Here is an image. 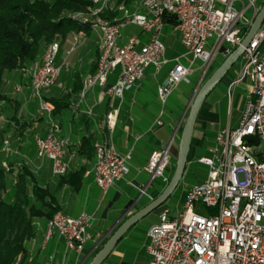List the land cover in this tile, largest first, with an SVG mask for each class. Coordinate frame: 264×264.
<instances>
[{"label":"built area","instance_id":"built-area-1","mask_svg":"<svg viewBox=\"0 0 264 264\" xmlns=\"http://www.w3.org/2000/svg\"><path fill=\"white\" fill-rule=\"evenodd\" d=\"M84 12H73L70 18L96 30L98 57L94 73L84 79L81 94L94 85H104L110 74L117 72L114 83L106 89L110 97L121 98L124 90L137 85L151 66L158 72L168 60L161 40L168 24L177 34L184 49L185 63L179 58L158 86L157 95L164 105L176 87L195 71L202 80L219 54L227 56L243 38L242 30L249 27L243 10L233 7L234 0H138L130 9L120 6L121 20L109 21L101 17L109 0H89ZM253 2H250L252 5ZM172 22H167L169 19ZM140 28L146 34L123 39L124 26ZM78 30L69 51H74L81 36ZM264 24L240 56L241 67L227 86V95L239 82L247 79L249 93L237 126L227 124L215 134V141L207 156L198 162L207 167L206 177L186 189L182 209L172 213L165 204L159 207L158 220L147 231L146 251L149 264H264ZM59 41L53 39L45 48L40 63L30 71L27 86L39 99L37 117L46 124V132L34 140L39 158L51 162V175L60 177L68 170L65 160L67 140L59 137L54 119V105L42 100L45 90L52 87L62 66L55 63ZM197 64L194 69V65ZM20 85L15 91H20ZM117 110L109 111L105 123L112 133ZM2 118L0 116V122ZM156 124H160L159 120ZM249 139V141H248ZM93 176L105 192L128 171L129 153H118L111 144L95 142ZM0 151H11L8 139L2 141ZM168 147L153 152L144 169L150 180L167 181ZM3 167L8 170L4 162ZM204 207V214L198 212ZM92 216L81 213L76 218L55 212L47 219L41 247L53 233L63 239L64 251L59 264H65L68 251L81 255L92 237L88 231ZM101 243L95 241L91 252ZM89 254L82 259V264ZM49 257L45 264H51Z\"/></svg>","mask_w":264,"mask_h":264},{"label":"crops","instance_id":"crops-1","mask_svg":"<svg viewBox=\"0 0 264 264\" xmlns=\"http://www.w3.org/2000/svg\"><path fill=\"white\" fill-rule=\"evenodd\" d=\"M251 1L252 5H250ZM262 5L264 0L233 1V7L243 10V15L249 23ZM78 30L57 38L59 51L55 63L62 65L66 62L67 68L62 66L55 84L42 94V100L52 104L58 103L53 116L59 126V137L67 140L65 148L67 171L73 172L83 168L77 188H74L73 181L58 184L61 177L51 175L50 160L39 158L36 154L34 140L36 137L44 136L46 124L43 119L37 117L39 99L32 96L27 86L30 82V71L40 63L46 46H43L36 59L24 68L5 71L0 92L2 118L0 146L3 140L8 139L11 149L8 155L0 151V171L4 182L3 188H0V199L12 201L15 183L18 175L22 174L28 197L35 204L37 203L32 193L33 185L47 189L48 194H54L55 205L64 215L76 218L81 213H86L92 216L88 228L92 239L87 242L81 255L68 251L65 264H80L88 254L86 260L90 258L94 252L91 251L95 241L100 240L101 243L105 241L129 215L147 205L164 189L166 182L160 178L150 180V175L144 167L153 152L168 147L167 175L172 174L183 119L201 76L200 71H195L193 84L183 91L177 90V86L162 105L157 95L158 86L166 79L175 58L178 57L185 63L184 49L179 54L165 51L167 64L158 72H155L151 66L147 67L142 80L137 85L126 88L121 98L110 97L106 93V89L114 83L117 72L110 74L104 85H94L82 95L84 79L96 69L98 51L95 43L98 31L88 27L83 29L76 48L74 51H69ZM140 33L141 30L138 33H130L123 36V39L126 40L127 37ZM171 36L178 38L166 24L161 36L162 42L164 43V40ZM140 39L145 42L147 35L140 34ZM219 62L220 60L217 63ZM237 62L239 65L235 67ZM237 62L226 74L228 82L236 76L241 67L240 58ZM244 81H247L246 100L250 83L247 79ZM16 85H20L22 89L15 91ZM112 110H117V119L112 133H109L105 116ZM157 120L160 124H156ZM227 124L230 126L229 122ZM197 126L199 132L196 131ZM203 128L204 123L203 125L195 123L182 179L188 174V168L197 161L196 159L209 154V151L207 155L195 154L205 136ZM95 142L111 144L118 153L130 155L125 177L113 183L105 192L94 181L93 143ZM4 162L8 170L3 167ZM37 205L42 213H47V208L41 206V203ZM157 210L132 226L118 241L119 244L126 242L131 234L134 235L140 229L146 247V231L158 220L159 209ZM47 219V216H41L33 220V237L24 243L26 254L23 258H18L14 264H45L50 256L53 257L51 264H59L64 243L57 233H53L44 247H41ZM86 260L82 264L86 263Z\"/></svg>","mask_w":264,"mask_h":264},{"label":"trees","instance_id":"trees-1","mask_svg":"<svg viewBox=\"0 0 264 264\" xmlns=\"http://www.w3.org/2000/svg\"><path fill=\"white\" fill-rule=\"evenodd\" d=\"M136 1L138 0H114L115 8L120 5L129 8ZM91 5L89 0H0V92L5 71L24 68L34 61L42 47L47 46L53 39L64 37L71 31L87 29L77 20L71 19L70 15L73 12H84ZM108 10L107 7L101 13L102 18L111 21L119 14ZM172 21V18L167 20ZM247 29L248 27L242 30L243 36ZM225 57L210 66L201 82L209 77ZM204 103L205 100L197 114L196 124L203 113ZM53 104L55 109L58 103ZM204 119L213 121L209 118V113ZM174 153L176 154V151ZM167 171L168 167L165 170L166 184L171 176L167 175ZM82 173L83 168L73 172L67 171L60 176L58 184L73 181L74 188H77ZM2 177L0 171V188L4 185ZM23 179L22 174L18 175L11 202L0 199V264H14L18 258H23L26 254L24 243L33 237V220L41 216L50 218L58 211L54 194H48L47 189L33 185L34 200L47 208V213H42L40 207L28 197ZM97 251L98 249L93 254Z\"/></svg>","mask_w":264,"mask_h":264},{"label":"rangeland","instance_id":"rangeland-1","mask_svg":"<svg viewBox=\"0 0 264 264\" xmlns=\"http://www.w3.org/2000/svg\"><path fill=\"white\" fill-rule=\"evenodd\" d=\"M107 5L109 8L108 11L110 12L116 11L119 13L115 19L121 20L122 11L119 9V6L115 8L114 0H109ZM130 8L131 7H129L128 9ZM139 31L140 29L138 28V26L132 25V26L124 27L121 30V33L123 36H127L130 33H138ZM164 45H165V51H174V53L176 54H179L183 50V47L178 41V38L176 36H171L168 39L164 40ZM219 60H221V56L217 54L214 57L212 65L214 66ZM238 65L239 62L235 64V67H237ZM196 66L197 64L194 65V69L196 68ZM195 76H196L195 73L190 74L188 77L182 80V82L178 85L177 90L183 91L187 89L191 84H193ZM207 78L208 76L200 84H202ZM228 83L229 82L227 80V77L223 78L215 86V88L208 94V96L205 99L203 113H201V118L197 122L198 125H203L204 123L203 131L205 133L204 139L200 143L195 153L199 156L208 154L209 148L210 147L212 148V146L214 145L215 134L217 133V130H219V127H225L228 122L230 124L231 129H234L237 126L238 119L240 117L242 108L245 103V95H246L245 87L247 85V81H241L237 83L231 89V93L229 97L227 95ZM189 106L187 108V112ZM187 112L184 116L183 123L186 118ZM208 113H209V118L213 121H209V120L205 121L204 118L208 115ZM197 127L198 128L196 131L199 132L200 131L199 126ZM198 159L196 160L198 161ZM197 161H195L188 168L187 170L188 174L180 181V183L173 191V193L163 203L170 208L172 213H177L182 209L184 194L187 187L200 183L207 175V167ZM156 211L158 210H155L154 212ZM198 212L200 214H204L205 212L204 207L202 206L199 207ZM105 241H103L97 249H100V247L103 245ZM91 257L88 258L87 260L89 261ZM148 259L149 258L146 251V247L143 242V237L139 229L137 230V233H135L134 235L131 234L130 238L126 242L122 244H119L118 242L115 245L112 252L110 253V255L105 259V261L102 264H149Z\"/></svg>","mask_w":264,"mask_h":264},{"label":"water","instance_id":"water-1","mask_svg":"<svg viewBox=\"0 0 264 264\" xmlns=\"http://www.w3.org/2000/svg\"><path fill=\"white\" fill-rule=\"evenodd\" d=\"M264 24V5L254 15L249 27L241 39L240 43L222 60V62L215 68L209 77L198 85L196 89L186 118L182 125L179 141L177 144V154L174 164L173 172L170 176L164 189L152 199L147 205L143 206L133 214L129 215L106 239L103 245L94 253L91 259L86 264H102L110 255L118 241L124 234L134 226L138 221L147 216L149 213L160 207L167 198L173 193L180 183L183 172L187 162V155L190 149L191 138L197 118V114L208 94L215 88V86L224 78L226 73L237 62L242 55L244 49L249 46L253 37ZM249 141V139H248Z\"/></svg>","mask_w":264,"mask_h":264}]
</instances>
